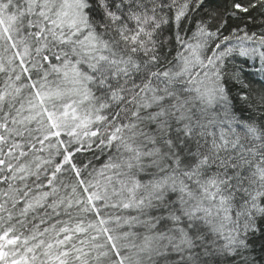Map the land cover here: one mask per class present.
Returning <instances> with one entry per match:
<instances>
[{"label":"snow or ice","instance_id":"6c2138e0","mask_svg":"<svg viewBox=\"0 0 264 264\" xmlns=\"http://www.w3.org/2000/svg\"><path fill=\"white\" fill-rule=\"evenodd\" d=\"M0 264H264V0H0Z\"/></svg>","mask_w":264,"mask_h":264}]
</instances>
